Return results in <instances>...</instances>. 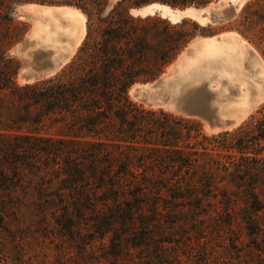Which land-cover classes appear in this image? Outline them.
I'll return each mask as SVG.
<instances>
[{
	"label": "trees",
	"instance_id": "1",
	"mask_svg": "<svg viewBox=\"0 0 264 264\" xmlns=\"http://www.w3.org/2000/svg\"><path fill=\"white\" fill-rule=\"evenodd\" d=\"M122 34L106 28L89 44L86 33L54 75L12 80L18 103L0 128V217L52 220L61 232H233L235 223L260 232L264 117L206 135L198 121L131 101L138 72Z\"/></svg>",
	"mask_w": 264,
	"mask_h": 264
},
{
	"label": "rangeland",
	"instance_id": "2",
	"mask_svg": "<svg viewBox=\"0 0 264 264\" xmlns=\"http://www.w3.org/2000/svg\"><path fill=\"white\" fill-rule=\"evenodd\" d=\"M39 1L0 0V128L18 103L12 80L22 85L54 75L86 33L89 44L101 43L105 29L118 26L138 72L128 89L131 101L198 121L206 135L244 122L254 126L264 117V0ZM153 4L170 12L144 11ZM55 6L81 14L61 20L48 11ZM103 8L104 15L112 9L111 18H102ZM79 17L84 35L60 63L62 49L81 34ZM206 45L213 51L207 53ZM46 66L53 67L48 74ZM257 182L264 202V177ZM236 204L239 221L244 204ZM255 217L260 232L238 223L233 232H61L55 221L16 214L0 217V264H264V207Z\"/></svg>",
	"mask_w": 264,
	"mask_h": 264
},
{
	"label": "bare ground",
	"instance_id": "3",
	"mask_svg": "<svg viewBox=\"0 0 264 264\" xmlns=\"http://www.w3.org/2000/svg\"><path fill=\"white\" fill-rule=\"evenodd\" d=\"M31 4V3H30ZM32 5H35V6H41V7H46V6H44V5H40V4H32ZM154 6H159L158 8H160V9H162L163 10V12L165 13L168 9H170V8H168L167 9V7H165V6H163V5H159V4H153V5H149L147 8H146V10H144V11H149L150 9L152 10V8L154 7ZM61 7H62V9H61ZM46 8H50V7H46ZM55 8H57V9H55V10H58V12L60 11L61 13H59V14H62V15H64V16H73V15H80L79 14V11L77 10V9H75V8H70V7H67V6H60V7H56L55 6ZM59 8V9H58ZM156 8V7H155ZM46 10V9H45ZM54 10V12H53V9H49L48 11L50 12V13H52V14H50L51 16H56V15H54L55 14V11ZM142 11V10H141ZM169 11V10H168ZM47 12V11H46ZM45 12V13H46ZM170 12V11H169ZM172 12V11H171ZM187 12H190V13H193L194 11L191 9V10H187ZM177 13V12H176ZM174 14V13H173ZM179 13H177V15H178ZM176 15V14H175ZM58 16V15H57ZM71 20V19H70ZM73 21V20H72ZM75 22V21H74ZM56 27H57V29H59L60 30V28H62V22H60V21H57L56 20ZM42 28H43V26H41ZM82 32V31H81ZM61 33V32H60ZM44 34L46 35V37L48 36V34H49V31L48 30H45V32H44ZM61 35H63V34H61ZM64 36V35H63ZM62 36V37H63ZM48 38V37H47ZM64 38H66V37H64ZM80 37L78 36V37H74V38H72V40H70V42H69V40H68V42H69V45L66 47V45H65V47H64V49H62V52H61V56H60V63L61 62H63L64 60H66L69 56H70V54L73 52L72 51V48H73V46H74V43L75 42H77L78 41V39H79ZM62 39V38H61ZM33 40V39H32ZM55 40V39H54ZM34 41V40H33ZM52 42V41H51ZM37 43V42H36ZM50 43V42H49ZM63 43H64V41H63ZM65 43H66V41H65ZM34 44V43H33ZM49 46V45H48ZM53 46H54V44H53ZM55 47H57V46H55ZM54 48V47H53ZM205 51L208 53V52H210V51H213V49H211L208 45H206L205 47ZM52 49V48H51ZM55 51V50H54ZM215 53V52H214ZM221 53V52H220ZM224 53V52H223ZM52 58H54V56H52ZM57 58V57H56ZM26 59V58H25ZM58 59V58H57ZM53 60V59H52ZM25 63V65H26V67L27 66H30V59L29 58H27L25 61H24ZM51 62V61H50ZM54 62V61H53ZM32 70V69H31ZM53 70V67L52 66H46L45 68H44V70H43V73L44 74H48V73H50L51 71ZM40 71H42V69L40 70ZM32 72H34L33 70L30 72V73H32ZM29 73V72H28ZM39 73H33L32 74V76H35V75H38ZM215 82V81H214ZM217 84V83H216Z\"/></svg>",
	"mask_w": 264,
	"mask_h": 264
},
{
	"label": "crops",
	"instance_id": "4",
	"mask_svg": "<svg viewBox=\"0 0 264 264\" xmlns=\"http://www.w3.org/2000/svg\"><path fill=\"white\" fill-rule=\"evenodd\" d=\"M55 9H57V8H55ZM55 9H53V12H54V10ZM59 9V8H58ZM61 9H62V7H61ZM56 12H55V14L54 15H56V17H58L59 19H61V20H64V18L62 17L63 15L62 14H59V13H61L60 11L58 12V10H55ZM58 15V16H57ZM77 21L79 22V25H80V27L82 28V32H80L81 34H80V38L78 39V41L77 42H75L74 43V46H73V48H72V51H74L75 50V48L79 45V43H80V41H81V39H82V37H83V35H84V30H85V27H84V20L82 19V18H77Z\"/></svg>",
	"mask_w": 264,
	"mask_h": 264
},
{
	"label": "snow or ice",
	"instance_id": "5",
	"mask_svg": "<svg viewBox=\"0 0 264 264\" xmlns=\"http://www.w3.org/2000/svg\"><path fill=\"white\" fill-rule=\"evenodd\" d=\"M154 7H159V6H154Z\"/></svg>",
	"mask_w": 264,
	"mask_h": 264
}]
</instances>
